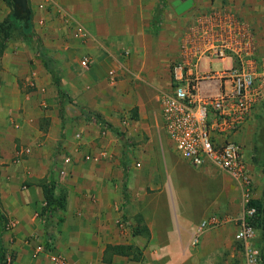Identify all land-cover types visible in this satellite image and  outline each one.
<instances>
[{"label":"crops","instance_id":"crops-1","mask_svg":"<svg viewBox=\"0 0 264 264\" xmlns=\"http://www.w3.org/2000/svg\"><path fill=\"white\" fill-rule=\"evenodd\" d=\"M159 1L164 3L160 13H164L162 17L167 19V25L162 29L157 24L155 30L163 34V52L172 61L168 66L152 59L140 63L136 56L140 50L146 55V47H134L126 59L113 43L96 39L123 34L136 37L139 25L149 31L153 12L150 0H27L30 30L39 37L46 54L61 71V86L69 98L64 103L65 110L75 104L100 115L129 114L132 110L134 116L130 122L135 133H151L153 126L161 130L159 94L171 90V68L181 62L182 34L197 11L212 6L213 1L171 0L170 5L168 0H156V3ZM219 1L220 6L231 8L255 23L259 55L264 57V0ZM6 19L23 25L13 16V2L0 0V22ZM13 32L15 35L6 41L0 56V151L3 155L0 163L10 162L22 148L13 144L8 126L15 128L19 142L39 144L30 146L31 153L22 164L5 165L1 169L0 212L5 225L2 234L5 261L11 257L8 264H55L47 256L34 253L36 241L47 240L53 243L55 252L63 255L64 264H144L149 260L160 264H242V250L234 239L237 228L234 218L242 209L240 192H236V187L230 188V176L225 171L210 162L199 167L191 165L177 154L170 140L171 146L161 139L148 141L143 153L144 157L148 153L156 159L159 172L153 174L144 169L142 158L143 161H136L140 163L137 171L127 174L124 181L122 165L131 162L129 148L125 150L120 143L119 155L115 150L116 156L110 164V150L107 146L104 149L97 135L88 131L83 143L87 146L99 143V150L108 155L88 165L91 167L85 172L84 182L95 177L94 192H54L64 197L63 207L45 215L46 200L39 183L42 168L38 165L48 161L43 154L46 148L59 144L60 102L51 74L35 57L25 32L20 28ZM81 37L90 38L82 42ZM83 58L89 60L87 67L80 63ZM229 63V60H212L209 66L202 62L201 67L215 69ZM110 69L118 75L115 84L108 82ZM229 88V81L202 80L197 82L195 94L198 99H209ZM262 95L248 121L235 135L245 150L255 181L253 199L257 200L264 197V165H261L264 155L258 153L252 160L251 151L254 147L264 150V143L258 145L254 136L264 119L261 104L264 87ZM44 118L50 122L49 131L40 126ZM138 152L141 155L143 151ZM23 179L28 187L18 192L17 183ZM151 183L156 192H149ZM199 185L209 192H200ZM40 213L43 216L37 218ZM210 214L225 215L231 220L206 230L199 243L192 246L194 226ZM32 235L35 240L28 242ZM107 244L132 245L141 251V257L114 254L105 260Z\"/></svg>","mask_w":264,"mask_h":264},{"label":"built area","instance_id":"built-area-1","mask_svg":"<svg viewBox=\"0 0 264 264\" xmlns=\"http://www.w3.org/2000/svg\"><path fill=\"white\" fill-rule=\"evenodd\" d=\"M179 50L181 62L171 68V90L159 94L161 130L181 158L196 167L210 162L236 183L242 209L234 218L237 224L234 239L242 250V264H260L257 231L251 224L256 212L250 205L254 181L243 146L235 138L248 121L256 102L263 98L264 57L259 55L256 26L231 8L210 6L198 10L189 21ZM212 60H229L231 63L215 69L201 67L202 62L209 66ZM80 63L87 67L89 60L83 58ZM107 79L110 84L117 82L114 69L108 71ZM202 80L229 81L230 88L216 97L198 99L196 84ZM20 152L28 155L31 147L25 146ZM105 155L100 152L96 156L84 154V157L97 161ZM136 165L140 163L136 162ZM230 220L228 216L218 214L202 218L192 230L191 245L196 246L206 230L216 229ZM34 253L47 256L55 264L65 263L61 253L41 243L35 244ZM144 264L160 263L149 260Z\"/></svg>","mask_w":264,"mask_h":264},{"label":"rangeland","instance_id":"rangeland-1","mask_svg":"<svg viewBox=\"0 0 264 264\" xmlns=\"http://www.w3.org/2000/svg\"><path fill=\"white\" fill-rule=\"evenodd\" d=\"M152 1V3L149 5L151 8V11L153 10L152 17H151V21L153 19V17L158 14V27L160 28H165L167 23V19H165V17L163 14L164 13H160L159 9H158V3H156V0H150ZM170 1L168 0L167 3L168 5H170ZM213 5L212 6H216L219 7V3L222 2H218V0H212ZM222 1V0H221ZM223 7V6H222ZM155 9V10H154ZM172 8H170V11L172 13ZM168 20H170V16L168 15ZM170 22V21H169ZM253 24H255L253 22ZM163 32V31H162ZM82 38V42L87 41V39L89 38ZM97 40L101 41V39H103V42L105 43L106 41H110L111 43H113L112 45H114V47L116 49H119V51L121 52V54L124 55V58H128L131 55V50L136 47V48H147V54L144 55L143 53H141V50L138 52V55L136 56L138 61L141 63V61H148L150 59L156 61L157 63H159V65H170L171 64V58L164 52H163V46H164V38H163V34H161V32L159 33L157 30H154L152 28V22L149 25V31H147L146 29H142L141 25L138 26V33L135 36H131L130 34L126 35L123 34V36L120 37H109V38H96ZM170 42H168L167 44H169ZM107 44V43H105ZM151 55L153 57H151ZM80 56H78L79 58ZM59 73V72H58ZM61 74V72H60ZM262 106H264V101H262ZM51 105H48V107ZM85 109V108H84ZM87 110V109H86ZM131 114V115H130ZM104 119H106L108 122H110L112 125H114L115 127L119 128L125 135V137L128 139V143H129V150L130 153L132 155V157L129 159L131 162L129 164H127V162H125V165H122V168L124 170H126L127 174H132L134 172V170H136L137 165L135 164L136 161H143L145 160V166L144 169H147V171L149 173H153L156 174L157 172H159L158 170V164L157 161L153 160L151 157H149L148 153L145 155V157L143 156L146 152L147 149V143L148 141H158L161 139V141H165L166 144L170 145V141L168 138L165 137V135L163 134V132L158 128V127H154L153 126V132L151 133H144V132H134V124L130 122L131 120V116H134V111H130L129 114L128 113H122L121 115H101ZM47 120H45V118L43 120H40V126H42L43 129H46V131H49L51 127L49 124L50 122H46ZM263 121V122H262ZM61 137L59 138V144L57 147L55 148H46L45 152L43 154L47 155V159L48 161H45L44 163H41L40 165H38V167L41 169L42 168V177L39 180L40 182H43L44 185H48V180L49 177L52 176V178L55 180V192H94V185H96V183L94 182V178L95 177H91V180L84 182V178L87 175L85 172L90 169L87 167H91L88 165H91L93 162L96 161H89L86 160L84 157V154H92V155H99V153L101 152L99 150L100 148V144L99 143H94L93 145H88L83 143L84 140V136L87 135V132L90 131L91 134L97 135V137L100 139L99 141L101 142V144L104 145V149H106V146L108 147L107 149L110 150L109 151V156L111 160H108V163L111 164V162L113 161L112 159H114V157L116 156L115 154V150L117 151V156L118 154V146L120 145V141L119 139L113 135L105 126L99 125L98 123H96L93 120H88L85 115L80 112L78 105H68L66 107V110L64 109V120L61 121ZM261 124V129L258 130V132L254 135L256 136V143L262 144L264 143V119L261 120L260 122ZM8 133L10 134V136L13 138V144H16L17 148L19 149V146H22V148L24 146L29 145V147L31 146H36L39 144V142H35V143H21L19 142V138L17 139L16 135L17 133L15 132V128L12 126L10 128V126H8ZM80 134V137H76L77 134ZM47 134V133H46ZM46 134L42 135L45 136ZM40 136V137H42ZM39 137V138H40ZM96 137V136H95ZM17 140V141H16ZM50 141L52 139H49ZM81 143H83L84 145H81ZM91 144V143H90ZM146 146V147H145ZM20 148V149H22ZM17 151V149H15ZM139 150L143 151L141 153V155L139 154ZM43 152V151H41ZM264 150H258L256 147H254L251 151V155L252 156V160L254 159V157H256V155L259 153L262 155H264ZM31 153V152H30ZM29 153V154H30ZM36 153V151H35ZM245 153V150H244ZM16 154H18V156L13 155L12 158H10V162H2L0 163V173L4 168L5 165H18V164H22V161L28 158V155H26L24 152H20V150H18L16 152ZM108 155H105L104 158ZM246 156V154H245ZM258 156V155H257ZM17 157L19 158L17 160ZM69 158V160L66 161V158ZM0 158H3V155H1V151H0ZM142 158H144L143 160H141ZM128 160V161H129ZM161 162L164 163V159L160 158ZM264 165V160H263V164ZM162 167V166H161ZM253 167V166H252ZM2 169V170H1ZM98 169V168H97ZM219 169V168H217ZM221 170V169H220ZM97 171V170H96ZM137 171V170H136ZM98 173L100 171H97ZM124 172V171H123ZM41 173V172H40ZM254 178V177H253ZM230 180L229 181V185L231 186V189H235L236 187V192H239V189L237 187V185L235 184V182L231 179V177H229ZM221 180V177H220ZM97 181V179H96ZM231 181V182H230ZM18 184V192H22L26 189L27 184L24 181V179L20 182L17 183ZM1 185V184H0ZM25 185V186H24ZM153 183H151V186H149V192H154V185ZM200 187V192H209V190L204 187L202 188L201 185H199ZM254 189H255V181H254ZM157 191V190H156ZM155 191V192H156ZM216 192V191H214ZM43 216V213L37 214V218ZM54 222H52L53 224ZM45 227H47V223H45ZM51 224V223H50ZM53 227V226H51ZM32 240H35V236H31L29 237ZM28 238V239H29ZM27 239V240H28ZM40 240V239H39ZM257 241H259L258 236H257ZM29 241V240H28ZM47 242V243H46ZM37 243H41L43 244L46 248H51V249H55L54 245L52 242L47 241V240H42V241H36ZM46 244H48V246H46ZM53 246V247H52ZM41 255V254H39ZM10 256V255H9ZM11 261V257L6 258V264H8Z\"/></svg>","mask_w":264,"mask_h":264},{"label":"trees","instance_id":"trees-1","mask_svg":"<svg viewBox=\"0 0 264 264\" xmlns=\"http://www.w3.org/2000/svg\"><path fill=\"white\" fill-rule=\"evenodd\" d=\"M163 7H164V3L159 2L158 4L159 12L163 9ZM152 23H153V29L154 30L157 29L158 14H156L153 17ZM16 28H20V30H23L25 32L27 37V43L34 50L35 57L41 60L46 70L51 74L52 80L57 87V92L60 102L61 120H64V103L69 98L67 93L61 86V75H60L61 71L59 70L58 67H56V63L54 59L48 54H46L45 48L39 37H37L36 34L30 30L31 25L25 28L24 25L21 26L17 25L13 21V19H6L3 22H0V56L2 54L3 49L6 46V41L15 35L13 31ZM78 108L80 112H82L88 120H93L99 125L105 126L113 135H115L121 141L123 148H125V150L129 147L128 139L125 137L124 133L119 128L112 125L110 122H108L98 113H95L90 110H86L82 106H78ZM123 154H124V150H123ZM123 171H124V181H125L127 178V172L125 170ZM39 183L40 186L42 187V192L46 200V206L44 208L45 215L49 216V214H52V212H54L58 208L63 207L64 197H62V195L57 196L54 194L55 181L52 178V176L49 177V180L47 182L48 185H44L43 182H39ZM125 188L126 187L124 186L123 188L124 191ZM250 205L255 207L256 209V212L251 219V224L256 229L257 236L259 239V241L256 240V245L259 248V252H260V264H264V197L260 200L252 199ZM4 230H5V225L3 222V215L0 212V264H6V261L4 259V251L2 247V234ZM46 246H48V244H46ZM114 254L128 255L135 259H139L141 257V251L138 248L133 247L132 245L107 244L104 250V256H103L104 259L110 260L111 256Z\"/></svg>","mask_w":264,"mask_h":264},{"label":"water","instance_id":"water-1","mask_svg":"<svg viewBox=\"0 0 264 264\" xmlns=\"http://www.w3.org/2000/svg\"><path fill=\"white\" fill-rule=\"evenodd\" d=\"M13 2V16L17 23L29 26L30 10L27 0H11ZM177 1V0H176ZM176 1L174 3H176Z\"/></svg>","mask_w":264,"mask_h":264}]
</instances>
